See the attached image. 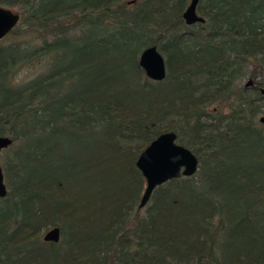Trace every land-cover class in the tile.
Listing matches in <instances>:
<instances>
[{
	"label": "trees",
	"instance_id": "16d2710c",
	"mask_svg": "<svg viewBox=\"0 0 264 264\" xmlns=\"http://www.w3.org/2000/svg\"><path fill=\"white\" fill-rule=\"evenodd\" d=\"M0 5L20 7L0 41V135L12 138L0 264H264V0H199L193 25L188 0ZM150 45L160 81L138 64ZM24 66L40 71L16 83ZM246 67L251 90L236 83ZM170 130L198 171L156 187L142 212L136 158ZM95 172L114 190L91 199L80 179ZM53 226L59 242L43 241Z\"/></svg>",
	"mask_w": 264,
	"mask_h": 264
},
{
	"label": "water",
	"instance_id": "95a60500",
	"mask_svg": "<svg viewBox=\"0 0 264 264\" xmlns=\"http://www.w3.org/2000/svg\"><path fill=\"white\" fill-rule=\"evenodd\" d=\"M188 5L182 13L185 24L192 25L204 22V18L197 13L199 0H188ZM20 13L0 5V41L7 36L18 24ZM138 64L147 78L160 81L166 76V64L157 45L144 48L138 59ZM250 81H247L249 84ZM259 93L264 95V87ZM258 123L264 126V115L257 117ZM174 131H164L153 138L139 153L135 166L144 179V189L141 194L138 208H143L148 203L154 189L163 183L180 176H191L198 169V158L186 146L179 144ZM12 144V138L0 135V152ZM8 192L4 182V174L0 165V197H5ZM45 242H59L60 228L53 226L42 235Z\"/></svg>",
	"mask_w": 264,
	"mask_h": 264
},
{
	"label": "rangeland",
	"instance_id": "374dc122",
	"mask_svg": "<svg viewBox=\"0 0 264 264\" xmlns=\"http://www.w3.org/2000/svg\"><path fill=\"white\" fill-rule=\"evenodd\" d=\"M7 8H10L12 11L15 12H20V7L19 6H6ZM262 57L259 56V59H261ZM26 68H23L22 71H19L16 75H15V82L16 83H24L25 81L30 80L34 75H36L37 73H39V69H36L35 67H29V66H24ZM249 67L245 68V73L243 74V77L239 78V81L236 82L238 84V86L240 88H243L244 86V82L247 80L248 78V72H249ZM171 90V89H170ZM259 108H260V114L264 115V99H262L259 103ZM208 109H211V107H209ZM226 110L223 109L222 112H225ZM178 118H168L167 120H165L164 122H162V124L167 125L166 123H168L169 121H178ZM136 145V144H134ZM144 149V148H143ZM142 149V150H143ZM141 150V151H142ZM9 158L11 159V156H9V151L6 150H2L0 152V165L2 166V170H3V174H4V182L6 184V187L9 188V184L7 182V178L5 177L6 174V170L8 165L6 164V162L4 160H9ZM198 171V170H197ZM196 171V172H197ZM195 172V173H196ZM194 173V174H195ZM100 175L99 173L95 172L93 176H89V177H85L84 175L81 177L80 179V186L81 189L83 190V192L85 191L86 195H89L91 197V199H93V197L96 196V194H98L99 190H103L108 188V185L110 183V190H114L113 186H111V180L110 178H112L113 181V177H110L108 174L105 175L104 177L98 176ZM8 176V175H7ZM192 176V175H191ZM144 186L141 190V194L143 192ZM145 208H143L141 211L143 212ZM47 231V230H45ZM42 232V235L44 234V232Z\"/></svg>",
	"mask_w": 264,
	"mask_h": 264
},
{
	"label": "flooded vegetation",
	"instance_id": "af4514ba",
	"mask_svg": "<svg viewBox=\"0 0 264 264\" xmlns=\"http://www.w3.org/2000/svg\"><path fill=\"white\" fill-rule=\"evenodd\" d=\"M189 3V2H188ZM197 6H198V4H197ZM197 13L199 14V12H198V10H197ZM200 15V14H199ZM201 16V15H200ZM204 18V17H203ZM201 23H203V22H201ZM193 25V24H192ZM6 37V36H5ZM247 81H250V83L249 84H247ZM244 87L243 88H245V89H249V90H251V87L253 86V82H252V80L251 79H249V78H247V80L244 82V85H243ZM260 87H258V89H259ZM258 92H259V90H258Z\"/></svg>",
	"mask_w": 264,
	"mask_h": 264
},
{
	"label": "bare ground",
	"instance_id": "6f19581e",
	"mask_svg": "<svg viewBox=\"0 0 264 264\" xmlns=\"http://www.w3.org/2000/svg\"><path fill=\"white\" fill-rule=\"evenodd\" d=\"M176 141H177V139H176ZM198 165H199V161H198ZM198 170V169H197ZM181 177V176H180ZM186 177H189V176H186ZM179 178V177H178ZM150 200V199H149ZM149 202V201H148ZM145 207V206H144ZM143 207V208H144ZM138 209H142V208H138Z\"/></svg>",
	"mask_w": 264,
	"mask_h": 264
}]
</instances>
